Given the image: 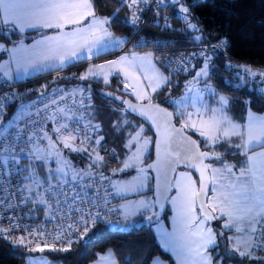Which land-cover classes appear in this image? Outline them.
Wrapping results in <instances>:
<instances>
[{"label":"snow or ice","instance_id":"snow-or-ice-1","mask_svg":"<svg viewBox=\"0 0 264 264\" xmlns=\"http://www.w3.org/2000/svg\"><path fill=\"white\" fill-rule=\"evenodd\" d=\"M122 2L131 9V23L133 24L138 23L141 19L136 13L144 11L140 5L149 4V0H122ZM155 2L163 4L166 0H155ZM168 2L177 5L178 10L185 14L189 28L197 29V25L190 22L191 13L189 8L185 6L186 0L184 3L181 0H168ZM95 8L94 0H0V51L8 52L7 44L11 43L10 37L23 32L26 27L50 28L56 29L58 33H64L65 29L68 31L62 37L60 35H42L41 39L27 50L31 53L32 58H25V70L28 67L43 70H47L48 67H55L57 70H62L67 64H72L75 61L100 56L107 47L103 44V35L111 36V33L105 28V25H108L110 21L108 17L97 16ZM164 19L166 22L167 18ZM194 39L199 41L201 36H195ZM224 43L221 41L217 45L210 46L221 47ZM199 55L205 56V60L209 59L204 52H200ZM133 59L144 60L147 57H133ZM128 60V56H122L120 60H111L108 63L119 64ZM49 61H54L55 64H48ZM98 67L103 68L104 65ZM207 67L208 64L204 63L199 75H206ZM244 71L253 76L257 74L264 76V70L254 72L250 67H244ZM89 75H96L93 68H88L81 76L72 74L75 79L81 80L87 79ZM4 76L7 79L3 84H0V126L6 125V127L3 128V132H0V186L7 184L18 200L16 205L6 204V207L15 209L19 208L20 205L31 207L33 204H47L48 202L43 197L34 200L31 196L25 195L40 185L36 176L38 172L40 175L44 174L45 162L48 157L41 155L38 149L35 151L28 149V143L34 140V134L26 135L24 129L18 126L17 121L23 119L26 93H40L43 96L45 93L41 92V89H47L49 84L44 83L39 88L18 91L17 85L12 83L11 74L4 71ZM63 78L68 79V77ZM134 94L140 99L138 93ZM220 102L222 105L226 104V97L220 96ZM124 103H128L132 111H137L136 106L132 105L130 101H124ZM174 103L179 104L180 101ZM17 105L20 106L19 115L16 114ZM26 107L31 108L32 105L28 104ZM210 112L209 118L201 121L202 128L199 133L204 137L205 150L193 151L191 156L187 158L189 162L186 163V166L199 171L200 175L196 179H192L190 175L185 178L184 174H181V181H177L175 185L179 192L180 210L178 214L182 222L185 227L196 224L199 229L198 232L194 233L198 239L193 242L195 247L191 251L195 253L196 264H230L233 257H238L241 261L259 260L261 264H264V118L251 117L248 124L241 128L224 118L222 108L211 109ZM167 115L171 116L172 114L167 113ZM179 115L187 118L182 126L187 128L190 126L189 121H191L192 116H200L201 113L199 111L186 113L181 110ZM191 126L195 127V124ZM8 129H14V133H9ZM54 131L60 134V143L63 144L64 148L84 152L88 158L95 154V160L91 166H96L97 162H104L105 157L96 152L95 148L89 152L87 148L75 147L73 143H69V141L77 139L76 129H69L67 125H61ZM233 137H237V139L233 141ZM47 138L51 139V137ZM137 138H139V133H137ZM103 139L102 135L93 139L88 132H85L84 137L80 138V143L82 145L87 140L91 144L99 146ZM137 142L138 139L132 141V143ZM132 143L125 145V147H132ZM144 143L147 144L149 141L145 139ZM165 143H167V139H165ZM192 144L199 149L200 145L196 141H192ZM257 145L259 151L256 149ZM50 147L53 148L56 156L61 155L59 150L55 149V144L50 145ZM229 147L247 149L243 152L245 160L241 166L237 167V165L227 163L231 152L225 153L224 149ZM113 157L115 158L114 151ZM132 161L143 163L139 155H136L122 161V168L118 170L135 169L136 164ZM190 161H195V163H190ZM175 162L179 163V158ZM217 164L220 167H216ZM148 167H153V165ZM55 171L63 173L62 168H57ZM138 171L144 173L145 168H139ZM56 178V175L49 171L45 177V182L52 187L50 181ZM139 179L143 185V180L146 177ZM197 181H199V187H197ZM222 181H227V183ZM55 187L59 188V183ZM124 187L127 190H136L133 185H125ZM96 191L99 192V188ZM60 194L65 195L63 191ZM76 200L77 196H73L69 205L71 211L65 212L62 223L58 225L60 230L54 235L48 234L53 241L51 244L43 238V231L38 235L35 230L25 228L22 231H26L32 239H28L26 236L16 237L14 232L19 225L11 222L13 217H7L9 219L7 228L0 226V239H4L5 233H8L11 237L10 243L23 246L25 251H36L37 249L43 251L44 248L41 247V240H43L44 247L51 251L68 252L72 248L73 237L77 241L81 240L98 224L102 227H109L119 223L127 229L132 224L131 216L137 214L146 218L149 223L156 222L158 211L156 205L160 202L159 199L155 201L140 200L138 201V211L131 214L125 212L123 219L120 220L118 218L119 209L111 206L107 201L103 204H97L94 201L80 198V204L76 205ZM173 203L176 201L173 200ZM48 208L51 209L52 204H48ZM197 208L199 214H197ZM140 209L143 211H139ZM56 218L55 215L51 216V219ZM209 219H221L225 229L246 232L243 244H240L239 238L234 236L231 247L225 245V253L231 252V256L213 255L216 248L219 247V243L217 233L213 232L211 228H205V222ZM65 223L67 227L63 226ZM220 234L224 235V233ZM162 239H165L163 234ZM225 239H227L226 235ZM168 242L165 239V243ZM113 255L112 250L109 249L107 256L100 257V262L110 260ZM112 264H115V261H112ZM128 264H133V261L130 260ZM153 264L156 262L154 261Z\"/></svg>","mask_w":264,"mask_h":264},{"label":"trees","instance_id":"trees-1","mask_svg":"<svg viewBox=\"0 0 264 264\" xmlns=\"http://www.w3.org/2000/svg\"><path fill=\"white\" fill-rule=\"evenodd\" d=\"M181 2L184 3V0ZM94 3L97 15L109 18L108 27L113 34L125 37V39L133 34L134 27L129 23V8L124 5L122 0H94ZM185 6L189 8L191 13L190 22L197 25L196 30L187 26L185 14L178 10V6L169 3L166 10L151 14L141 33L146 38L175 39L178 43L204 41L220 43L223 41L225 42L223 48L226 54L221 53L216 48L204 49L203 52L207 54L209 59L205 60V56H201L186 72L177 75L167 73L166 83L155 92L152 101L172 110L176 123L181 125V116L176 114V106L173 100L184 92L186 82L194 75L195 70L207 63L206 80L211 83L216 92L228 98L226 110L231 118L240 120L247 108L257 113L264 112V76L258 74L253 76L244 71V67H250L254 72L264 70V0H186ZM166 12L171 14V20L167 25H163L161 15ZM13 36L17 37V34ZM195 36H201V40L197 41L194 39ZM78 64L76 76H81L86 63L82 61ZM74 81L79 82L94 101V107L89 113V118L100 127L98 136L104 137L97 148V152L104 156L105 160L103 163L97 162L96 166L93 167L91 166L93 161L88 158L86 153L72 151L68 148L63 150L65 158L70 160L69 164L74 167L91 171L89 176L102 174L110 177L111 180L133 176L138 172V169L118 170L122 168L121 162L129 154L128 147L125 145L138 131H141L144 137L150 138L149 151L143 159V165L147 164L153 159L154 133L145 122L123 110L121 105L98 94L96 90L104 88L134 99L122 91V82L118 77L112 78L104 86L100 80L74 79ZM189 133L198 141L201 150H205V140L193 132ZM236 139L232 140L235 141ZM52 144L58 146L57 144L60 143L51 140L43 149L52 150L50 147ZM93 145L90 143L84 148L87 147L89 150ZM224 151L225 153L231 152L227 160L237 158L241 154L240 149L236 147H229ZM181 170H187L193 174L188 169ZM194 177L196 178L195 175ZM73 180L76 179L66 178L63 181H51L60 184ZM39 182L40 185L32 191L37 200L40 199L39 196L47 185L43 178ZM134 196L153 198L152 174L146 191ZM35 205L40 207L43 214L46 213L43 205ZM35 205L33 204V206ZM169 217L170 208L167 204L164 214L160 217L157 216L156 222L168 223ZM134 220L136 225L134 224L129 229H122L121 224L109 227L97 226L81 240H75L68 252L48 249L25 251L23 246L0 241V264H25L27 259L33 256L46 257L54 264H89L96 259L98 254L109 249L112 250L117 264H128L130 260L133 261V264H151L154 258H160L168 264H174L172 257L161 248L154 235L152 226L156 222L149 223L146 218H142L139 214L135 216ZM206 222L213 232L217 233L219 247L216 248L213 255L231 256V252L225 253L224 251L226 244L229 248L231 247L229 239L231 231L223 228L221 219H209ZM220 233H224V235ZM225 235L227 239H225ZM230 264H261V262L259 260L241 261L238 257H233Z\"/></svg>","mask_w":264,"mask_h":264},{"label":"built area","instance_id":"built-area-1","mask_svg":"<svg viewBox=\"0 0 264 264\" xmlns=\"http://www.w3.org/2000/svg\"><path fill=\"white\" fill-rule=\"evenodd\" d=\"M169 3L168 0L163 4H158L155 0H149V4L140 5L144 11L136 13L141 18L136 24L131 23V9H129V23L134 27V32L122 43L118 52L126 55L136 52H149L154 55L157 65L169 75H177L189 70L201 57L199 53L203 52L206 48H216L221 53L226 54L223 46H210L217 45L219 42L178 43L175 39H164L162 37H156L154 39L146 38L141 31L151 17V14H157L159 11L166 10ZM161 17L163 25H167L171 20V14L169 12L162 13ZM165 17L167 18L166 22ZM78 67L79 65H74L25 80L12 81V83L17 85L18 91L39 88L44 83L49 84L47 89H41V92L45 93L43 96L40 93H26L23 119L17 121L18 126L24 129L26 135L34 134V140L28 143L29 150H39L45 147L51 140L60 143V134L54 130L61 125H67L69 129H76L75 134L77 135V139L75 141H69L75 147L82 148L90 144L87 140L82 145L80 143V138L84 137L85 132H88L93 139L98 136L100 127L89 118V113L94 107V101L89 93L82 88L80 83L74 81L75 78L72 76L73 73L76 75V69ZM63 77H68V79H64ZM5 81L6 78L0 75V84H3ZM29 96L31 97L30 99L28 98ZM28 104H31L32 107H26ZM4 127L6 126L0 127V132H3ZM8 132L14 133V129H8ZM47 137H51V139ZM50 183L52 187L47 183L39 196V198L43 197L48 202L47 204H40L44 206L45 214L35 204V206L31 205V207L29 205H20L19 208L15 209L6 207V204L16 205L18 200L16 195L12 194L7 184L0 186V226L7 228L9 226V219L7 217H13L11 222L19 225L14 232L16 237L26 236L28 239H32L22 229H33L38 235L43 231V238L47 239L49 244H51L53 241L48 234L51 233L54 235L60 230L58 225L62 223L65 212L71 211L69 205L73 196H77L76 205L80 204V198H84L87 201H94L97 204H103L107 201L111 206L119 209L120 215L118 218L120 220L123 219V214L120 210L121 198L114 193L112 180L108 176L96 174L86 178L60 183L59 188H56L55 186L57 184L52 181ZM86 185L88 186L86 187ZM97 188H99V192L96 191ZM62 191L65 195L60 194ZM25 195H29L34 200H37L33 192L26 193ZM48 204H52L51 209L48 208ZM88 206L91 207V205ZM57 208L59 209L58 211ZM52 215H55L57 218L51 219ZM118 224L115 223L113 225ZM63 226L67 227V224L65 223ZM97 226L101 225L98 224ZM10 239L9 234L5 233V238L0 239V241L10 242ZM73 239L75 241V237ZM56 243L58 244L59 242L57 241ZM41 247L50 250L44 247L43 240H41Z\"/></svg>","mask_w":264,"mask_h":264},{"label":"crops","instance_id":"crops-1","mask_svg":"<svg viewBox=\"0 0 264 264\" xmlns=\"http://www.w3.org/2000/svg\"><path fill=\"white\" fill-rule=\"evenodd\" d=\"M98 16V15H97ZM101 17V16H99ZM87 23V21H85ZM105 28L108 29V32L111 33V36L108 35H103V44L107 45L106 49L100 56H94V57H89L88 59L80 60V61H75L72 64H67L64 68L71 67L72 65H79L78 63H81L82 61H85V65L92 64V63H97V64H111L108 63V61L115 60L116 59V54L122 45V43L126 40L125 37L117 36L113 34L108 25H105ZM68 30L65 29L64 33H58L56 29H50V28H25L23 32L17 33V37L11 36V43L7 44V47L9 49L8 52L0 51V75L4 76V71H8L13 80L12 81H18V80H25L31 77H35L38 75H42L44 73H48L54 70H57L55 67H48L47 70H43L40 68H31L28 67L27 70H25L24 64H25V58H32L31 53H29L27 50L30 49L36 41L41 39V36H57L60 35L61 37L66 34ZM15 50V51H13ZM115 51V53H114ZM114 53V54H113ZM119 53V52H118ZM140 53H145V52H136L132 53L130 55H127L129 57L128 62H134L133 57H135V54H140ZM122 54V53H119ZM151 54V53H150ZM126 55V54H122ZM154 55L151 54L150 60L151 62V67L152 69L147 70L146 68L143 67H138L136 66L134 62V69L139 71V74L134 70V74L137 78L138 82L141 84V90L146 89V94L141 95L140 98L142 101H147L149 100V97H151V101L153 98V95L155 92L160 89L162 85H164L167 81L166 78V72L162 70L157 63L155 62ZM48 64H55L54 61H49ZM63 68V69H64ZM19 69V70H18ZM113 76L109 79V81L112 78L118 77L120 78L122 85V91L130 95L134 91V85L135 82L131 85L129 82L124 81V77L122 75H119L118 73L113 70ZM141 73V74H140ZM143 73H148L149 76H146L145 79L143 78ZM5 77V76H4ZM6 78V77H5ZM7 79V78H6ZM108 81V83H109ZM149 86V87H148ZM155 89V90H153ZM19 108L20 106L17 105V115H19ZM224 108L226 109V105H224ZM177 112V110H176ZM225 115H228V120L232 124L238 126V127H244L248 124L249 119L251 117L255 118H264V112L262 113H257L253 112L250 109H246L244 112V116L239 120V119H234L231 118L230 115L227 113H224ZM14 118V117H13ZM242 120V121H241ZM6 126V125H5ZM2 127V126H0ZM139 132V131H138ZM141 132V131H140ZM142 134V133H141ZM150 144V138L145 137ZM237 138L233 137L232 139ZM202 139V138H201ZM204 140V139H203ZM257 151H259V146H256ZM149 151V148L147 149V152ZM247 151V149H240V156L237 158H233L231 160H227V163L229 165H237V167L241 166L244 163V155L243 152ZM146 152V154H147ZM145 154V155H146ZM145 157V156H144ZM216 167H220L219 164L216 165ZM181 174H184V177L187 178L189 175L191 176L192 179H196L194 175L187 171V170H178L174 176L173 182H172V187H173V193L168 199V205L170 208V217L168 223H165L164 221H159L156 222L153 226V232L154 235L161 246V248L168 253L172 259L174 260V264H196V256L195 253L192 252V248L195 247V244L193 243L198 239L194 233L198 232L199 229L196 227V224H192L190 227H185L184 223L182 222L180 216H179V210H180V200H179V192L176 188V183L177 181H181L182 177ZM150 177H148L146 181V188L144 191H146L148 185H149ZM224 183H227V181H222ZM197 187H198V181H197ZM211 187V186H210ZM114 190V189H113ZM143 190L140 192H137V194L144 192ZM114 193H116L114 191ZM117 194V193H116ZM119 195V194H117ZM136 195V194H135ZM212 195V193H210ZM120 196V195H119ZM147 197V196H146ZM173 200L176 201V203H173ZM134 205H130L128 208H125L120 206V210L123 213L127 212L130 214L132 212V207ZM197 214H199L197 210ZM218 215V214H217ZM199 223V221H197ZM243 227V225H241ZM205 228H211L207 222H205ZM230 230V229H228ZM230 245L233 243V237L239 238V243L243 244L244 240L243 238L246 236V232L241 231V232H235L234 230H230ZM162 234L164 235L165 239H167L169 242L166 244L165 239H162ZM108 255V250L100 253L97 255L96 259L90 262L89 264H112V261H115V264H117L116 259L114 255L110 260L100 262V257L101 256H107ZM33 257H39L42 259L48 260L46 257L43 256H33ZM31 258V257H30ZM29 259V258H28ZM27 259V260H28ZM50 261V260H49ZM156 262V264H168L166 261L160 259V258H154L151 262ZM27 262V261H26ZM51 262V261H50ZM39 264L42 263V261L38 262ZM26 264V263H25ZM32 264H36L35 262ZM52 264H54L52 262Z\"/></svg>","mask_w":264,"mask_h":264},{"label":"rangeland","instance_id":"rangeland-1","mask_svg":"<svg viewBox=\"0 0 264 264\" xmlns=\"http://www.w3.org/2000/svg\"><path fill=\"white\" fill-rule=\"evenodd\" d=\"M122 56H127V55H122V54H119L117 52L115 60H120V58ZM134 56L135 57H147V59H144V60L134 59L136 66L143 67L146 69L150 66L147 70L152 69V67H151L152 60H150L151 54L149 52L135 54ZM134 62L130 63L128 61H125V62L119 63V64H101V65H104L103 68L98 67L100 64L92 63V64H88L85 66L81 75H83L88 68H93L96 75H94V76L89 75L88 78L84 79V80H100L103 83L102 85L104 86L105 84L108 83L109 79L113 76L112 72H113V70H115L116 73H118L119 75H122L125 78L124 81L129 82L131 85L135 82L134 91H133V93L130 94V96L135 101L141 102L142 101L141 99H143V98L138 99L137 95L134 93H138L139 96H141V95L146 94L147 91H146V89L141 90V84L137 80V78L139 79V77L137 76V78H136V76L134 74L135 73L134 72V70H135L134 69ZM203 65L201 67L197 68L195 70L194 75L187 80L184 92L180 96H178L176 99L173 100V102L180 101L179 104L174 103L176 106V110H177L176 114L178 116H180L179 113L181 110H183L186 113H196L197 111H199L201 113L200 116L193 115L191 118V121H189L190 126L185 128V129L189 132L195 133L196 135H198V137H200L202 139H204V137L199 134L200 130L202 128L201 121L207 120L209 118V116L211 115L210 110L222 108L223 113H227V110L224 108V105H226V104L222 105L220 102V96H224V95L220 94L214 90V87L211 85V83H209L206 80V75H199L200 69L203 67ZM135 71L139 74V71H137V70H135ZM206 73H207V69H206ZM146 76H149V74L143 73L144 79ZM166 78H168V77L166 76ZM104 81H107V82L105 83ZM88 88H89L88 90H90V87H88ZM224 97H226V96H224ZM226 99L228 100L227 97H226ZM227 117H228V115L224 114V118L226 120H228ZM186 119H187L186 117L181 116V125L182 126L186 122ZM192 124H195V127H192L191 126ZM137 133H139V138H137ZM137 133L132 136L129 143H132L133 140H137V139H138V142L132 143V147H130V148L128 147L129 154L125 160H128L130 157L139 155L140 159L143 161L144 156L147 152V149L149 148L148 143L147 144L144 143V140L146 138L143 136V134H141L140 131ZM57 145L58 146L55 145V149L59 150V152L61 153L60 156L55 155V151L53 150V148H52V150H49V148L48 149H43V148L39 149L40 154L41 155H47L48 159L45 162L44 174L40 175L38 172V174L36 176L37 181H41L42 178H43V180H45V177L48 175L49 171H52L56 175L57 178L54 180H59V181H63L66 178H71V179L85 178L91 174V171H89L88 169L79 168V167L76 168L72 164H69L70 160L65 158V156L63 154V150L67 149V148H64L63 144H61V143L57 144ZM84 147H82V148H84ZM92 148H95L96 152L98 151L97 150L98 146L93 145L92 147L89 148V152H91ZM91 159H92V161L95 160V154L91 155ZM132 162L136 164L135 169L139 170V168H141L143 166V163H139L137 161H132ZM57 168H62L63 173L56 172L55 170ZM77 173H80V175H77ZM41 176H42V178H41ZM140 177H146V179L143 180V185H141V180L139 179ZM148 177H150V179H151V173L150 172L145 171L144 173H140L138 171L131 177H126V178H122V179L114 178L112 180L113 189L117 194L120 195V198H121L120 206H122V207L125 206V208H128L130 205H134L131 209L132 210L131 213H133V212L138 211V201H140V200L153 201V198H151V197L134 196L135 194H137V192L145 190L146 181H147ZM29 183H32V181H29ZM125 185H133L136 187V190L135 191L127 190L124 187ZM126 211L128 213V210H126ZM139 211H143V210L140 209ZM135 216L136 215L131 216L132 224L127 229L131 228L136 223L134 220ZM145 222H147V221H145ZM120 227L122 229H126L124 225H120ZM37 250H39V249H37ZM39 261H42L41 264H52V262H50L49 260L42 259L39 257H31V258L29 257L26 264H32L34 262L36 264H39L38 263Z\"/></svg>","mask_w":264,"mask_h":264},{"label":"water","instance_id":"water-1","mask_svg":"<svg viewBox=\"0 0 264 264\" xmlns=\"http://www.w3.org/2000/svg\"><path fill=\"white\" fill-rule=\"evenodd\" d=\"M96 91L121 105L123 110L142 120L152 129L154 133L153 159L141 168H145V171L150 172L153 176V198L154 201L157 199L160 201L156 205L157 216H162L167 208L168 199L173 193L172 182L176 172L179 169H188L193 172L196 178L200 175L199 171L186 166V163L189 162L187 158L191 156L192 152L201 150V147L197 149L192 144V141L199 144L198 141L182 125L176 123L172 110L154 101H134L104 88H99ZM124 101H130L132 105L136 106L137 111H132L129 104ZM167 113L172 115L169 116ZM165 139H167V143H165ZM177 158L180 160L179 163L175 162ZM190 163H195V161H190ZM149 165H153V167H148ZM197 210L199 212L198 208Z\"/></svg>","mask_w":264,"mask_h":264}]
</instances>
